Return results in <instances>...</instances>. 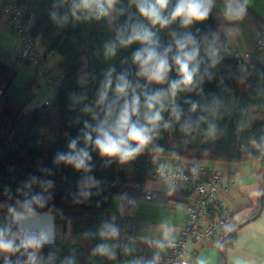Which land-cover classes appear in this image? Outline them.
Returning a JSON list of instances; mask_svg holds the SVG:
<instances>
[{
	"label": "trees",
	"instance_id": "trees-1",
	"mask_svg": "<svg viewBox=\"0 0 264 264\" xmlns=\"http://www.w3.org/2000/svg\"><path fill=\"white\" fill-rule=\"evenodd\" d=\"M19 1L32 19L33 35L48 51L62 55L65 75L52 102L21 114L10 138L0 144V204L8 210L105 209L125 186L143 185L154 168L155 155L264 162V64L226 54L212 8L205 20L194 22L188 31L179 19L163 28L153 26L140 16L134 0H116V26L110 24V12L97 18L94 11L80 6L81 0ZM176 2L169 0L165 15ZM134 25L154 33L159 52L171 48L165 83L138 75L133 56L142 47L140 43L120 45L118 37L127 38ZM186 34L194 37L199 49L193 86L182 87L174 97L166 96L152 141L133 160L121 163L102 157L92 143H85L84 133L105 118L114 101L117 109L123 103L124 98L117 100L115 93L117 78L124 75L129 81L128 99L133 92L140 97L139 119L143 123L146 96L167 91L172 81L180 79L172 58L177 52L175 41ZM110 44L116 45L115 55L106 54ZM109 72L112 87L101 104L99 94ZM174 109L179 111V119ZM92 135L95 137L94 132ZM74 139L78 149L89 152L88 171L57 162V155L67 153ZM263 208L264 194L249 219L228 224L219 240L220 264H225L226 250L239 228Z\"/></svg>",
	"mask_w": 264,
	"mask_h": 264
},
{
	"label": "crops",
	"instance_id": "crops-1",
	"mask_svg": "<svg viewBox=\"0 0 264 264\" xmlns=\"http://www.w3.org/2000/svg\"><path fill=\"white\" fill-rule=\"evenodd\" d=\"M237 2L244 5L245 11L241 17L231 18L227 14L228 5ZM4 7L5 2L0 0V144L10 138L21 114L52 102L57 94V90L45 84L32 63L18 56L19 38ZM211 8L227 55L255 50L257 37L264 30V0H212ZM112 9H117V1ZM39 49L51 74L63 79L62 55L48 51L40 41ZM253 59L264 64V54ZM152 159L154 168L186 172L202 166L220 171L227 181L235 180L236 186L222 188L217 195L218 202L234 215L235 222L249 219L259 206L264 176V162L260 159L195 161L159 155ZM143 189L157 193L158 199H141ZM194 197L184 183L149 173L143 187L125 186L105 209L53 211V243H42L39 239L36 245L26 247L18 244L16 211L0 204V234L12 242L11 250H0V264H157L168 251L171 239L185 227L187 207ZM113 228L115 235L110 234ZM30 234L39 237L35 232ZM100 246L106 247V254L96 251ZM187 246L197 253L194 264H220L219 241L190 239ZM225 264H264V208L239 228L233 244L226 250Z\"/></svg>",
	"mask_w": 264,
	"mask_h": 264
},
{
	"label": "clouds",
	"instance_id": "clouds-1",
	"mask_svg": "<svg viewBox=\"0 0 264 264\" xmlns=\"http://www.w3.org/2000/svg\"><path fill=\"white\" fill-rule=\"evenodd\" d=\"M140 16L148 20L153 26L166 27L170 22L179 19L182 27H187L193 22L205 20L210 12L212 0H177L175 7L170 14L165 15L169 0H134ZM115 0H81L83 8L94 11L97 18L109 15ZM245 11L241 3H230L227 14L231 18H239ZM154 33L150 30L133 26L131 33L124 38L119 36L121 46L138 42L142 47L135 52L133 60L139 66L138 75L145 77L150 82L163 84L168 79L170 64L168 54L171 48L159 52L158 44L153 39ZM177 52L172 58L177 67L180 79L170 83L167 91L161 89L151 95H147L144 100L146 109L142 123L139 119L141 100L134 92L130 99L127 98L128 90L131 87L126 76H119L115 85L117 100L123 99V103L116 108V101L109 105L105 118L99 122L91 132L84 133L85 143H92L102 157L109 159L116 158L121 163L133 160L152 141L153 133L156 131L162 119L161 112L164 108V99L169 94L173 97L176 92L183 88L190 89L194 84V79L198 72V65L194 63L199 49L191 34H186L182 39L175 41ZM116 45L107 46L106 54L115 55ZM112 87L111 72L103 85L99 94V103L103 104L108 97V90ZM195 108V105H193ZM174 115L179 119V111L174 109ZM86 128L89 125H85ZM95 133L93 137L92 133ZM77 140H72L67 153L57 155V162H64L74 166L76 169L90 170L88 161L91 159L86 148H77ZM38 199V198H37ZM104 233H102L103 235ZM111 235L116 234V230L111 229ZM28 245H36L38 242L29 238ZM12 242L6 241L0 234V250H11ZM100 254H106L105 246L96 249Z\"/></svg>",
	"mask_w": 264,
	"mask_h": 264
},
{
	"label": "built area",
	"instance_id": "built-area-1",
	"mask_svg": "<svg viewBox=\"0 0 264 264\" xmlns=\"http://www.w3.org/2000/svg\"><path fill=\"white\" fill-rule=\"evenodd\" d=\"M3 1L5 2L4 10L11 18L13 30L19 38L18 56L34 65L36 71L43 76L48 87L58 90L62 79L54 77L45 66L44 56L39 49V40L32 33V19L29 17L28 11L20 4L19 0ZM262 54H264V30L257 37L254 51H233L230 56L249 61L255 55ZM150 173L160 179L184 183L187 190L195 194L187 207L189 216L185 227L176 237L171 239L168 251L159 259L157 264H194L197 253L188 249V241L191 239L200 242L207 238L219 241L228 224L234 220L232 213L218 202L217 195L222 188L230 189L236 186V181H227L225 175L220 171L206 170L202 166L186 172L158 167L153 168ZM140 197L148 201L158 199L157 193L146 189L142 190ZM30 232L19 225L17 239L20 247L30 246L26 243L29 238L34 237L39 241L40 238L37 235L32 236Z\"/></svg>",
	"mask_w": 264,
	"mask_h": 264
},
{
	"label": "water",
	"instance_id": "water-1",
	"mask_svg": "<svg viewBox=\"0 0 264 264\" xmlns=\"http://www.w3.org/2000/svg\"><path fill=\"white\" fill-rule=\"evenodd\" d=\"M16 219L23 228L38 234L42 243H53L55 237V216L53 211L20 210L16 211Z\"/></svg>",
	"mask_w": 264,
	"mask_h": 264
},
{
	"label": "rangeland",
	"instance_id": "rangeland-1",
	"mask_svg": "<svg viewBox=\"0 0 264 264\" xmlns=\"http://www.w3.org/2000/svg\"><path fill=\"white\" fill-rule=\"evenodd\" d=\"M115 2H116V0H115ZM110 24L112 26H116L117 25L116 9H111L110 10ZM193 27H194V23L189 25V26H187L186 28H187L188 31H191L193 29Z\"/></svg>",
	"mask_w": 264,
	"mask_h": 264
}]
</instances>
